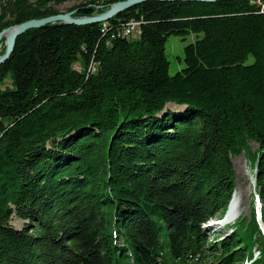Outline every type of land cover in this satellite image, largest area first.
<instances>
[{
	"label": "trees",
	"instance_id": "1",
	"mask_svg": "<svg viewBox=\"0 0 264 264\" xmlns=\"http://www.w3.org/2000/svg\"><path fill=\"white\" fill-rule=\"evenodd\" d=\"M69 1L0 0V31ZM75 1L83 16L119 0ZM130 19L138 39L116 34ZM189 33L170 75L165 41ZM93 54V74L74 68ZM250 141L249 217L209 240ZM257 214L264 225V0L144 1L16 38L0 65V264H264Z\"/></svg>",
	"mask_w": 264,
	"mask_h": 264
},
{
	"label": "rangeland",
	"instance_id": "2",
	"mask_svg": "<svg viewBox=\"0 0 264 264\" xmlns=\"http://www.w3.org/2000/svg\"><path fill=\"white\" fill-rule=\"evenodd\" d=\"M76 3H78V1L72 0V1L65 2L57 6V8L61 12H66L67 8L71 7L72 5ZM105 9H103L102 11H104ZM83 16H90V15H83ZM83 16H78V17H83ZM132 24L133 22H130L128 25H130V28L136 29L137 32L135 31L131 32L132 34L131 36H125V37L130 40L138 39L140 38V35L142 34L141 33L142 32V28H141L142 22L140 24V27L137 25L138 24L137 22H135L133 25ZM139 29L140 31H138ZM111 35H110V40L109 41L107 40L108 45L111 43V40L113 39ZM195 38H196V35L193 33L186 34L185 36L170 35L167 37L165 41V46H164V54L168 61V73L170 75L175 74L177 71L181 70L185 66L184 61H183V56H184L183 49L186 44L193 42ZM5 47H6V35L2 36V38L0 39V51L2 50L0 55L4 52ZM79 62L80 61L78 60L74 62L75 63L74 68L78 70H84L86 73V76L93 74L97 70L100 64L97 58L94 56V54L90 56V59L84 66H83V63H79ZM167 106L171 108L177 107V109L183 108V106H176L170 103ZM256 147H257V144L255 142L250 141L249 146L245 149L244 153L235 155L233 157V164H234V169H235V182H236L235 191L241 194V210L242 211L240 213V216L244 217L246 220L249 217L250 205L253 200L254 177H253V166L252 165H253L254 158H253L252 149L254 150L256 149ZM217 219L218 218H213L212 220L207 221L203 224L204 232L208 236L209 240H212L216 237L219 238L222 235L228 234L232 228L233 223H230V224H227L221 227L215 226ZM11 223L15 227H21L23 225V221L18 220L16 218H13L11 220ZM253 253H254V256H257L258 248L254 247Z\"/></svg>",
	"mask_w": 264,
	"mask_h": 264
},
{
	"label": "water",
	"instance_id": "3",
	"mask_svg": "<svg viewBox=\"0 0 264 264\" xmlns=\"http://www.w3.org/2000/svg\"><path fill=\"white\" fill-rule=\"evenodd\" d=\"M144 1H152V0H119V1L112 3L104 11L98 14H95V15L78 17V16H74V12L76 10H70V11L60 12L54 15H50L47 17H43V18L29 19L24 22L18 23L16 25L3 28L0 31V39L2 38V36L6 35V47H5L4 52L0 55V65L4 63L9 58L10 54L12 53L16 38L28 29L41 27L43 25L54 23V22H63L65 24H76V25L103 22V21L109 20L110 18L119 14L120 12L130 7H133L139 3H142ZM155 1L215 2L218 0H155ZM257 220L261 228L263 229V233H264V225L261 221L259 214H257Z\"/></svg>",
	"mask_w": 264,
	"mask_h": 264
},
{
	"label": "bare ground",
	"instance_id": "4",
	"mask_svg": "<svg viewBox=\"0 0 264 264\" xmlns=\"http://www.w3.org/2000/svg\"><path fill=\"white\" fill-rule=\"evenodd\" d=\"M241 194L235 191L227 206V209L221 218L217 219V227L233 223L241 213Z\"/></svg>",
	"mask_w": 264,
	"mask_h": 264
},
{
	"label": "built area",
	"instance_id": "5",
	"mask_svg": "<svg viewBox=\"0 0 264 264\" xmlns=\"http://www.w3.org/2000/svg\"><path fill=\"white\" fill-rule=\"evenodd\" d=\"M130 22H133V24L135 22H137L138 23L137 25L140 27V24H141L140 19H130V20L124 22L122 24L121 28L116 31L117 36H119V37L131 36L132 35L131 32H134V31L137 32L136 29L130 28V25H128ZM105 26L106 25H103V27L101 28L102 32L105 30ZM138 31H140V29ZM112 37L114 38V34H112Z\"/></svg>",
	"mask_w": 264,
	"mask_h": 264
}]
</instances>
